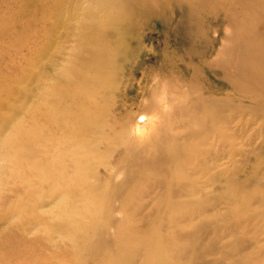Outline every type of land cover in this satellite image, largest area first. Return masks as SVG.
<instances>
[{
	"label": "bare ground",
	"instance_id": "obj_1",
	"mask_svg": "<svg viewBox=\"0 0 264 264\" xmlns=\"http://www.w3.org/2000/svg\"><path fill=\"white\" fill-rule=\"evenodd\" d=\"M178 1L193 17L185 22L191 26L185 28L188 36L208 44L200 10L226 23L230 36L216 28L213 53L193 48L186 54L191 61L180 56L181 69L173 67L177 56L168 50L170 63L158 67L161 77L147 100L149 116L131 124L120 122L127 105L117 95L133 89L121 88V76L142 39L145 6L156 10L163 0H75L73 9L66 0L43 3L38 10L51 33L30 54L34 70L22 68L8 79L0 75V97L11 102L0 113V161L9 164V177L26 186L23 200L2 217L25 213L42 219L51 245L63 248L43 264H224L207 258L218 252L210 214L240 201L236 192L251 204L258 200L257 193L248 196L223 159L226 146L252 118L264 119V0ZM23 9L16 13L28 14ZM69 12L78 21V47L51 76L46 70L55 68V60L46 66L41 59L57 35L54 29H67ZM161 23L165 29L168 20ZM18 40L28 43L23 34ZM22 83L27 85L19 90L15 85ZM257 107L261 112L254 114ZM22 113L28 117L19 119ZM148 122L154 126L150 133ZM103 139L115 147L103 148ZM117 151L121 156L112 165L107 158ZM99 167L108 173L103 182L95 175ZM112 168L121 172V181ZM42 205L52 208L37 211ZM256 212L263 214V206Z\"/></svg>",
	"mask_w": 264,
	"mask_h": 264
},
{
	"label": "rangeland",
	"instance_id": "obj_2",
	"mask_svg": "<svg viewBox=\"0 0 264 264\" xmlns=\"http://www.w3.org/2000/svg\"><path fill=\"white\" fill-rule=\"evenodd\" d=\"M66 1L71 7L70 9H73L75 0ZM163 1L164 3L156 10L151 9V5L145 6L144 22L146 25L142 30V39H140L135 50L136 56L126 64V71L121 76V88L133 87L132 91L126 92V95H117V100L124 101L127 105L124 113L120 115V122L122 123L129 122L131 124L139 120L138 118L141 115L144 116V113L148 114L147 100L153 95L155 85L160 80L162 73L161 68L158 67L161 64L170 63L167 58L169 57L167 56L169 55L168 50H173L175 56H177L176 60L173 59V67L181 69L180 56L184 62L191 61L186 57L187 52L191 49L195 48L199 52L207 49V53L210 51L213 53L214 46H218L214 41L217 36V33H215L216 28L220 29L224 37L230 36L227 34L228 27L226 23L222 24L214 18H210L207 11L200 10L199 15L203 18V27L205 30L207 29L206 34L209 41L208 44L196 41L194 37L185 33L186 29H191V26L189 24L185 25V22L186 20H192L193 17L180 10L179 3L181 2L178 0ZM51 2L52 0H29L28 4L22 3L21 0H0V75L2 79L17 77L21 74L22 68L34 70L28 63L32 61L30 60V54L37 49L39 50L45 42L46 35L51 33L49 23L42 21L44 19L43 10H38V6L43 3L51 4ZM85 2L86 0H83V3ZM227 4H229L228 1ZM81 5L80 2L79 7L75 6V8L81 9ZM20 7L21 10L25 8L22 12L26 10L28 14L22 16L23 14L16 13ZM74 16H76L75 12L67 14L69 19L67 29H59V27L54 29L58 30L57 35L54 38L51 37V41H53L51 42V48L41 59L43 65L46 66L51 58L55 60V68L47 66L48 70L46 72L51 76L60 73L62 68L68 64L66 61L70 59L69 56L74 55L77 50L78 30L76 28H78V21L72 19ZM195 16V18L198 17ZM163 17L168 20L165 29L161 23ZM9 29H13L14 32L12 34L5 33V30L8 31ZM18 34L27 36L28 43L26 45H21L20 42L22 41L18 40ZM53 34L55 33L53 32ZM136 42L138 43V41ZM194 62L198 63L199 61L194 60ZM132 69L133 72L131 73ZM165 81L170 80L165 78ZM214 81L216 80L212 78V82ZM50 82L54 83L55 80H50ZM169 83L172 84L173 82L170 81ZM26 85L27 83H22L21 86L17 84L15 86L20 90ZM15 98H18V96L16 95ZM0 100L3 101V105H0V113L3 114L7 110L6 106L11 102L5 97H0ZM35 100L38 99L35 98ZM241 101L243 104H247L245 98H242ZM258 107L254 109V114L261 112ZM113 112H116L115 108H112L111 114ZM245 112L246 121H248V119H251V111L246 109ZM22 114L19 119H23L25 116L28 117V114ZM147 114L145 115L149 116ZM261 115L252 118L248 122V126L243 127L240 136L236 137L231 143L232 145L226 146L228 151L223 159L224 167L230 169L231 172H236L235 178L248 193V196L257 193L258 200L251 204L248 199L245 198L246 200H244L243 195L239 192L238 195L236 192L235 198L240 201L231 205L221 204L212 211L209 218L213 222L211 225L216 230H213L214 232L210 237L214 239L217 236L218 252L216 251L217 253L210 254L207 257L211 261L221 258L224 259V264H264V213L262 214L263 210L254 213L257 210L261 211L262 206L264 208V119ZM148 124L151 126V123L148 122L145 126L146 129H144L146 132L147 130L151 132L154 126L148 128ZM107 131L111 132L110 130ZM7 133H10V131L8 130ZM125 133L128 134L127 131ZM130 133L133 135L131 130ZM102 141L101 146L103 148L115 147V144L106 139ZM229 147L238 150L239 153H235ZM120 156L121 154L117 151L108 156L107 159L113 165ZM84 157L89 158L87 155ZM102 159L104 158L100 157L98 160ZM112 169L114 170L115 181H121L123 179L121 172L116 168ZM9 172V164L3 160L0 161V247L5 246L8 249L7 251L0 249V264H26L30 260L38 262L36 264H39V262L43 264L44 259L59 256V250L63 248L51 245L47 237V231L43 228L42 219L40 221L35 220L33 214L26 215L24 213L22 216H14L10 219L2 217L5 212H11L9 209H12L13 206L18 205L17 203L23 200L22 196L26 191L24 189L26 188L25 184L18 183L15 178L9 177ZM95 173L99 179L101 178L102 182L108 174L102 167H99L97 171L95 170ZM40 191L44 193L42 199L45 200L47 197V194L45 195L46 191L43 189H40ZM205 191L207 193L214 192L212 187H208ZM223 194L226 195V192ZM51 208L52 206L44 207L42 205L37 208V211H49ZM240 242L242 245L244 244L245 249L243 251ZM233 244L234 246H232ZM231 246L232 249H230ZM223 253H225V257H222ZM66 259L70 261L68 258Z\"/></svg>",
	"mask_w": 264,
	"mask_h": 264
}]
</instances>
